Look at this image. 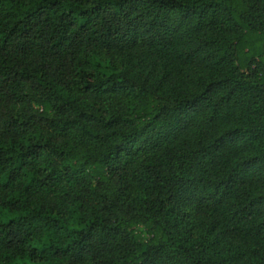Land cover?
I'll return each mask as SVG.
<instances>
[{
  "label": "trees",
  "instance_id": "trees-1",
  "mask_svg": "<svg viewBox=\"0 0 264 264\" xmlns=\"http://www.w3.org/2000/svg\"><path fill=\"white\" fill-rule=\"evenodd\" d=\"M0 264H264V0H0Z\"/></svg>",
  "mask_w": 264,
  "mask_h": 264
}]
</instances>
